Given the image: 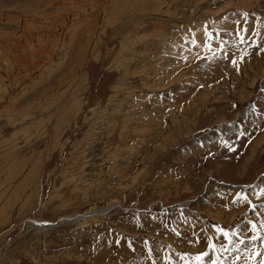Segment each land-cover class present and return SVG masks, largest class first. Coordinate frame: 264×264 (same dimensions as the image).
Listing matches in <instances>:
<instances>
[{
	"label": "rangeland",
	"instance_id": "obj_1",
	"mask_svg": "<svg viewBox=\"0 0 264 264\" xmlns=\"http://www.w3.org/2000/svg\"><path fill=\"white\" fill-rule=\"evenodd\" d=\"M0 264H264V0H0Z\"/></svg>",
	"mask_w": 264,
	"mask_h": 264
},
{
	"label": "bare ground",
	"instance_id": "obj_2",
	"mask_svg": "<svg viewBox=\"0 0 264 264\" xmlns=\"http://www.w3.org/2000/svg\"><path fill=\"white\" fill-rule=\"evenodd\" d=\"M177 5H178V4H177ZM181 5H182V4H181ZM186 9H187V8H186ZM188 9H189V8H188ZM18 65H19V64H18ZM207 95H208V94H207ZM201 101H203V100H201ZM254 148H255V147H254ZM91 215H92V214H91ZM87 216H88V215H87ZM86 218L88 219V218H92V217H91V216H90V217L88 216V217H86ZM30 224H31V223H30ZM45 224H46V223H45ZM45 224H44V225H45ZM49 224H50V223H49ZM33 225H34V224H33ZM48 226H49V225H48ZM45 227H47V226H45ZM36 228H37V227H36ZM38 230H39V229H38Z\"/></svg>",
	"mask_w": 264,
	"mask_h": 264
},
{
	"label": "snow or ice",
	"instance_id": "obj_3",
	"mask_svg": "<svg viewBox=\"0 0 264 264\" xmlns=\"http://www.w3.org/2000/svg\"><path fill=\"white\" fill-rule=\"evenodd\" d=\"M201 255H203V254H201Z\"/></svg>",
	"mask_w": 264,
	"mask_h": 264
}]
</instances>
